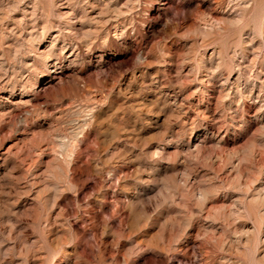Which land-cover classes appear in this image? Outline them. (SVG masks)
Returning <instances> with one entry per match:
<instances>
[{
  "label": "rangeland",
  "instance_id": "obj_1",
  "mask_svg": "<svg viewBox=\"0 0 264 264\" xmlns=\"http://www.w3.org/2000/svg\"><path fill=\"white\" fill-rule=\"evenodd\" d=\"M0 264H264V0H0Z\"/></svg>",
  "mask_w": 264,
  "mask_h": 264
},
{
  "label": "bare ground",
  "instance_id": "obj_2",
  "mask_svg": "<svg viewBox=\"0 0 264 264\" xmlns=\"http://www.w3.org/2000/svg\"><path fill=\"white\" fill-rule=\"evenodd\" d=\"M40 52H44V51H40Z\"/></svg>",
  "mask_w": 264,
  "mask_h": 264
}]
</instances>
